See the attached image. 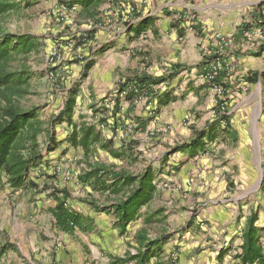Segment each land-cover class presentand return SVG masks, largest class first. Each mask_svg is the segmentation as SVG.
Here are the masks:
<instances>
[{"label": "rangeland", "instance_id": "1", "mask_svg": "<svg viewBox=\"0 0 264 264\" xmlns=\"http://www.w3.org/2000/svg\"><path fill=\"white\" fill-rule=\"evenodd\" d=\"M16 1L21 8L1 18V24L10 32L32 34L36 43L28 54L18 53L12 63V69L24 71L29 79V93L23 98L22 104L26 107L38 106L43 125L49 131L52 118L62 109L69 89L78 85L74 121L99 129L104 141H116V148L121 142L120 136H124L127 131L128 135L132 134L141 141L142 153L132 151L134 138L127 142L129 149L122 150L121 157L110 155L100 143L92 145L89 150L91 152L84 153L83 148L69 146L64 141L67 131L71 129L66 123L56 124L54 127L55 140L59 143L55 149L48 150L49 137L46 133L41 135L39 140L44 157L33 171L41 175L37 177L38 186L35 190L42 196L34 199V211L26 209L22 219L31 222L38 214L42 223L37 224V227L31 226L24 232L14 231V219L17 216L15 211L31 204L35 190H12L7 185L6 177L2 176L0 264H31L27 248L32 250L37 247L39 237L43 241L47 240L48 250H56V242H51L57 235L45 212L55 203L51 196L59 189H66L71 194L67 203L83 215V237L96 247L95 255L89 252L90 262L83 258L82 264H135L130 255L137 253L139 249L135 234L143 226L142 212L125 231L120 228L115 232L116 225L95 205H110L116 196L107 190L94 189L92 183L85 179L93 163L130 173H140L148 167L164 169L158 178L161 194L157 200L142 208V211L146 208L151 211L161 209L157 220L146 225L149 237L154 239L168 236L158 258L153 257L149 264L237 263L234 256L240 249L248 218L254 211L258 212L256 223L264 226V93L260 83L248 84L243 77L250 71L264 69V40H250L249 44L255 50L258 49L255 44L259 43L260 50L256 53L241 51L233 54V48L225 50V47L218 52L219 47L203 46V41L195 46L182 45V49L174 46L179 57L178 64L174 65V72L178 74L174 77V83L172 82L174 104L168 108L167 115L161 112L155 119V125L158 129L161 128L157 130L158 136L143 132L134 134L131 129L134 122L131 115L135 112L133 107L127 114L125 126L118 120L124 114L118 109V102H124L123 96H119L122 84L117 82L116 86L109 87L113 79L106 78L108 82H101L103 80L99 77L97 81L102 86L94 88L91 86L93 80L88 83L86 78L79 77L88 57V51L80 48L81 34L96 25L99 36H103L111 24L119 23L121 17H118L112 7L117 1L104 0L98 8V23L82 13V6L78 2H74L75 6L70 8L68 0ZM119 13L122 16L121 11ZM259 16L256 21L264 24V16ZM178 21L181 23L182 20ZM250 26L252 25L249 23L244 27ZM214 32L211 34L218 42L234 35L218 30ZM183 34L182 38H177L178 43L189 39L185 38L186 33ZM200 36L203 37L199 33L198 37ZM71 42L75 43V49L67 47V43ZM59 44L63 45L61 57L56 59L54 51ZM114 56L122 59L123 49L116 51ZM216 56L228 59L227 65L232 72L228 86L217 85L214 80L201 76L208 64L214 68ZM222 63L218 67H222ZM55 65L61 67L58 79L50 74ZM123 71V66L116 67L115 75L120 73L123 76ZM135 71L134 73H138L139 68ZM145 98L136 100L139 104L137 111L147 115L151 104ZM222 115L230 119L228 129L225 126L218 127ZM213 125L216 126L213 139L204 138L203 147L197 145L196 151L186 147L199 139V132L205 133ZM173 136L174 145L169 142V138ZM171 166H174V180L168 174V167ZM109 182L111 179H108ZM87 217L96 220L97 224L91 223ZM36 231L41 235H37L38 241L34 237ZM18 242H21L24 254L19 249ZM104 242L105 247L102 245ZM73 243L75 244V238L70 235L67 243H62L66 254ZM78 243L77 237V247ZM262 243L264 245V237ZM228 248L230 250L220 258V252ZM71 258L67 264H79V255ZM31 260L34 261L33 258Z\"/></svg>", "mask_w": 264, "mask_h": 264}, {"label": "crops", "instance_id": "2", "mask_svg": "<svg viewBox=\"0 0 264 264\" xmlns=\"http://www.w3.org/2000/svg\"><path fill=\"white\" fill-rule=\"evenodd\" d=\"M106 1V0H105ZM116 5H112L113 9L118 11V6L122 5L124 8L121 9V13H127L131 6L136 7V12L134 15H131V18L128 23H113V25L108 28L107 33L103 36H99L98 30H96V25L91 29L85 30L84 32L90 31L91 38L86 42L81 44L80 48L82 50L88 51V57L86 62L84 63L80 78H86L88 83L93 80L91 86L94 88L97 86H102L100 81H97L99 77L102 78L103 81H107V79H113L109 87H114L117 85V82L121 83L120 86V94L119 96H123L124 102H118V109L119 111L122 110L124 113L121 118L120 123L126 125L127 114L130 109L135 111L132 114V120L134 121L131 124V129L134 134L143 132V133H150L152 135L158 136V127L155 125V120L161 112H164V115H167L168 108L171 104H174V88L172 84L174 83V77L178 74L174 72V65L178 64L179 57L176 55L177 51H174V46L181 48L182 45L184 47L188 46H195L196 43L202 42L203 46H216L218 47L221 42L222 45H225L226 40L224 41H215L214 37L212 36V32L221 31L223 33H234L235 37V47L231 53L235 52H243L247 51L250 53H255L257 50L256 48H252L250 46V41L246 40L243 35L242 31L245 29L244 26H247L249 23L250 27H257V26H264L262 22L256 21L259 15L264 16V0H116ZM263 9V10H262ZM98 11V10H97ZM99 13V12H98ZM97 13V14H98ZM182 20L181 23L178 20ZM94 20V19H92ZM99 17L96 16L95 23H98ZM214 32V33H215ZM82 33V34H83ZM113 33H118V35H113ZM186 33L185 41L182 43H178L177 38H182ZM202 34V36L198 37V34ZM81 34V36H82ZM243 41V42H242ZM261 41V39H260ZM218 42V43H217ZM245 42V43H244ZM84 46V48H83ZM259 43L255 44V47L258 48ZM123 49V58L119 59L115 57V52L119 51V49ZM230 49L225 46V50ZM111 52V53H110ZM106 54H109L106 56ZM240 54V53H239ZM181 56V55H180ZM232 56V55H231ZM234 56V55H233ZM228 60L225 58V61ZM91 63L90 68L87 70L86 74H84V67L87 63ZM102 62H105L104 64ZM123 66V76H120V73H116L115 75V68ZM139 68L138 73H134L136 68ZM103 69V71H101ZM101 71V73H100ZM103 72V73H102ZM136 72V71H135ZM142 75L152 76L155 79H163L157 84H153V89L155 93L151 96L150 94L147 95L142 93L138 97L134 96L133 98H129V94L133 88L134 82L137 80L138 77ZM106 76V77H105ZM122 77V78H121ZM108 82V81H107ZM173 82V83H172ZM165 83L166 85H162ZM170 83V84H169ZM162 86H160V85ZM158 85V86H157ZM78 86V85H77ZM160 86V87H159ZM79 88V87H78ZM79 94V92H78ZM168 96V100L164 102V100H160L162 96ZM118 96V99L120 100ZM149 96V97H148ZM78 97V95H77ZM147 97L149 100V104H151V109L149 113L146 115L145 112L137 111L139 108L138 98ZM67 99V96H66ZM79 99V98H78ZM162 99H165L162 97ZM116 102V101H115ZM65 103V102H64ZM117 104V103H115ZM121 104H124L121 107ZM76 105H77V98H76ZM64 106V104H63ZM158 107L157 112L155 111ZM63 108V107H62ZM76 108V106H75ZM174 111V110H173ZM174 113V112H173ZM75 115V114H74ZM129 117V115H128ZM154 120V122H153ZM66 123L71 127L69 131H67V136L65 137L64 141L68 142L69 146H72L69 137L72 133V124L67 121L62 122L61 124ZM78 123V122H77ZM141 123H146L145 128L141 126ZM83 124L86 126L85 123H78ZM115 126H113L114 128ZM119 127V126H118ZM94 129H96L94 127ZM130 131V129H127ZM155 130L157 132H155ZM99 140L95 141L94 144L100 143L102 148H106L110 155L115 156L114 153L122 152V150L129 149L128 143L131 141V138H136L135 136L128 135L126 131L125 137L120 136L121 142L118 143V148H116L115 144L116 141L114 139H109L108 143L106 140L104 141L102 138V134L99 129ZM158 138V137H155ZM167 139V137H164ZM128 139V141H127ZM136 140V141H135ZM132 140L134 144L132 145V151L138 150L141 151V141L138 139ZM169 142L174 145V136L169 138ZM111 145H110V144ZM113 143V144H112ZM93 144V145H94ZM83 148L82 146H78ZM92 147V146H91ZM118 149V151H117ZM84 153H89L91 151H86L84 148ZM116 157V156H115ZM169 157V156H167ZM95 164V163H93ZM105 165V164H104ZM114 168V167H112ZM115 170H120L116 169ZM122 170V169H121ZM147 170H150L153 175V183L156 185V189L153 194V198L151 201L142 206L149 205L153 200H157L159 195L161 194L162 190L160 189L159 176L164 169H156L152 167L146 168L144 171L140 173H131V174H141ZM40 172V171H39ZM128 172V171H126ZM130 173V172H128ZM168 174L171 176V180H174V166L168 167ZM36 176V177H35ZM41 175L38 173H34L33 169L31 171L30 181H33L34 184L27 183L25 186L14 188L10 186L7 182L8 187L15 191H21L23 189H33L38 186L37 177ZM45 176V175H42ZM158 182V183H157ZM6 185V186H7ZM174 186V183L172 184ZM60 190V189H59ZM57 190L54 195L51 196L53 201L55 202L53 205L48 208L49 210L45 212L49 222L53 224L54 230L56 232L52 234L54 236L53 242L55 243L56 250L50 249L48 250L47 240L43 241L42 237H39V242L37 247H34L32 250L27 248L28 253V260L31 264H67L68 260H72L71 257H75L79 255V264H82V259L88 260L89 252H93L95 255L96 247L92 245L90 242L86 241L83 237L84 229L76 227L74 231H66L57 223L56 217L52 213V208L56 206L58 203L56 196H63L64 192L62 190ZM114 188H110L107 191L110 194L116 196V198L110 203L113 205L118 200L123 198L124 192L119 194L114 193ZM37 189L34 191L33 201L27 208H22V210L15 211V221H14V231H27L31 228V226L37 227V224L42 223L40 220V215H35L31 222L25 221V218L22 219L24 211L27 209L34 211L33 203H35V198L41 197V193L36 192ZM37 193V194H36ZM44 194V193H43ZM174 196V194H173ZM48 197V196H47ZM45 197V198H47ZM109 205H100L99 211H102L106 218L112 222V224L116 225L115 232L120 229L118 226L119 218L113 212H109L108 209H104L101 207H106ZM46 208V206H44ZM140 209L139 213L142 212L143 216V226L136 232V238L139 232L146 228L145 219L150 213H155L153 217V221L157 220L158 214L161 213V209H155L153 211L148 210L147 208L142 211ZM95 210V208H94ZM147 211V212H146ZM30 213V212H29ZM28 214V212H27ZM140 215V214H139ZM138 215V217H140ZM29 216H31L29 214ZM111 216V217H110ZM90 219V222L94 225L97 224L96 220H93L91 217H87ZM159 218V217H158ZM137 219V218H136ZM159 220V219H158ZM133 222V221H132ZM47 224V223H46ZM111 224V223H110ZM129 226V225H128ZM127 226V227H128ZM39 232H34V237L38 241L37 235ZM17 235V234H16ZM73 236L75 238V244L70 245L69 253L66 254L65 246H62V243H67L68 237ZM39 236H41L39 234ZM149 236V235H148ZM79 239L78 247L76 246V239ZM51 238V237H50ZM157 237H154V239ZM138 239V238H137ZM51 240V239H50ZM48 240V241H50ZM62 241V243L60 242ZM21 242H18L19 249L21 250L22 254V247L20 246ZM105 247V242L102 243ZM27 246V244H26ZM28 247V246H27ZM62 247V248H61ZM33 258L34 261L31 259ZM85 264H90V263ZM73 264V263H69Z\"/></svg>", "mask_w": 264, "mask_h": 264}, {"label": "trees", "instance_id": "3", "mask_svg": "<svg viewBox=\"0 0 264 264\" xmlns=\"http://www.w3.org/2000/svg\"><path fill=\"white\" fill-rule=\"evenodd\" d=\"M78 2L82 6V13L90 16L96 21L98 8L104 0H68L69 7L75 6ZM21 8L16 0H0V178L6 177L8 184L14 188L25 186L27 183L34 184L30 181L31 171L38 166L44 157L43 148L40 143V136L44 133L49 137L47 145L48 150L55 149L59 143L55 140L56 124L64 121L72 124V133L69 141L71 145L82 146L89 151L95 141L99 140V131L92 126H84L74 121L76 98L79 92L77 85L71 87L67 93V99L63 108L52 118L51 129L49 131L44 127L40 118L39 107H26L22 104L23 98L29 93V79L25 76L24 71L12 69V63L16 60L18 53L28 54L35 47V37L30 33L10 32L1 24V18L9 15L11 12L18 11ZM91 38L90 31L84 32L81 36L80 44L86 43ZM264 48V47H263ZM260 50V47H258ZM256 53V52H255ZM223 62L222 67L212 68L208 64L206 71H217L212 80L220 86L229 85V77L232 74L231 68L227 65L228 61L220 56ZM217 59H214L216 63ZM210 62V61H209ZM91 63L84 67V74L90 68ZM248 84H261L264 93V69L250 71L243 75ZM163 79H155L152 76L142 75L134 82V86L129 94V98L138 97L145 93L153 95L155 93L153 84H157ZM162 96L167 101L169 95ZM157 109L155 110L157 112ZM264 112V109H263ZM220 126L229 128L230 119L226 115L220 117ZM145 128L146 123H141ZM216 126H210L207 132H199V139L186 146L188 149L196 151L198 147H203L204 138L215 137ZM47 131V132H46ZM185 148V147H184ZM116 157H121L122 152L114 153ZM82 178L84 175H80ZM85 179L92 183L96 190H108L114 188V193L124 192L123 198L113 205L101 207L113 212L119 218L118 226L126 230L127 226L134 221L142 206L148 204L153 198L156 185L153 183V175L150 170L141 174H131L125 170H115L104 164L91 165L86 173ZM108 179L111 182L108 183ZM264 189V185L262 186ZM63 196H56L58 203L52 208V213L56 217L60 228L66 231H74L76 227L85 230L83 215L67 203V198L71 196L68 190L62 189ZM97 209V205H95ZM154 212L150 213L145 219L146 224L153 222ZM258 212L248 218L247 225L242 235V243L239 251L234 258L238 261L235 264H264V226H259L256 221ZM139 249L137 253L131 254L130 259L135 264H149L153 257H157L162 250V245L168 239V236L152 239L148 236L146 229H143L137 235ZM230 248L223 249L220 252V258H223Z\"/></svg>", "mask_w": 264, "mask_h": 264}, {"label": "built area", "instance_id": "4", "mask_svg": "<svg viewBox=\"0 0 264 264\" xmlns=\"http://www.w3.org/2000/svg\"><path fill=\"white\" fill-rule=\"evenodd\" d=\"M122 8H124L123 4L118 6V11L116 10V14L118 15V17H121L119 19V21H121L123 24H126L129 22L131 15L135 14L137 9H136V7L131 6L128 10H126L127 13L122 12V16H121L119 11H121ZM112 25L113 24H111L110 26H112ZM242 35L248 41H250L254 38L264 40V26L245 28L242 31ZM224 40L225 39L222 38V41H224ZM67 44H68L67 47H69L70 49H75V43L74 42L67 43ZM219 44L220 45L218 46L219 47L218 52H221L225 46L228 48H234L235 47L234 35H231V37L226 40L225 45H222L221 42H219ZM62 46L63 45L59 44L58 47H56V49L54 51V57L56 56V59H60V57H61L60 52H61ZM221 61L222 60L220 58L217 59L216 64L214 66V69L220 68L218 66H220ZM59 70H61V67L60 66L58 67L57 65H55V67L50 72L51 76L58 79L60 77ZM216 74H217V71L209 72V71L205 70V71H202L201 76L204 79L212 80L214 78V76H216Z\"/></svg>", "mask_w": 264, "mask_h": 264}]
</instances>
